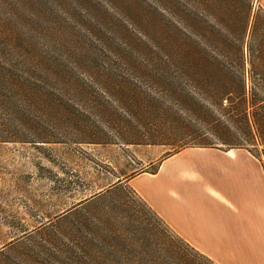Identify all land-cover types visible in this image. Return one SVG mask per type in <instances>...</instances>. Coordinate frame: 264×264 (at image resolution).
Segmentation results:
<instances>
[{
	"label": "trees",
	"instance_id": "obj_1",
	"mask_svg": "<svg viewBox=\"0 0 264 264\" xmlns=\"http://www.w3.org/2000/svg\"><path fill=\"white\" fill-rule=\"evenodd\" d=\"M11 1L15 10L26 6L27 15L41 2ZM68 1L89 28L57 57L62 50L56 41L46 46L36 40V29L27 25L30 34L22 31V11L1 17L6 6L0 0V143H110L98 138L102 128L86 108L105 118L103 124L132 116L136 131L169 115L167 125H180L178 145L126 144L243 149L264 169V11L254 8V0H192L194 12L186 0ZM141 85L167 93V105ZM56 127L67 128L69 138H60ZM147 207L156 226L165 225ZM165 227L167 232L151 224L142 229L146 239L164 240V253L142 247L140 237L105 244L100 239L82 248L88 262L75 257L71 264H216ZM131 252L135 256L128 258Z\"/></svg>",
	"mask_w": 264,
	"mask_h": 264
},
{
	"label": "rangeland",
	"instance_id": "obj_2",
	"mask_svg": "<svg viewBox=\"0 0 264 264\" xmlns=\"http://www.w3.org/2000/svg\"><path fill=\"white\" fill-rule=\"evenodd\" d=\"M186 4L189 12L195 11L192 0H186ZM5 6L1 17H11L22 11L20 26L25 34H30L28 25L36 29V40L42 44L48 46L56 41L62 50L57 51V57L66 53L65 46L83 38L89 28L86 20L77 16L78 6L68 0H41L36 9L29 7V15L26 6L21 10L18 6L15 10L17 4L11 0H5ZM253 6L257 8V0L253 1ZM164 16L167 21V12ZM41 51L56 55L51 51ZM246 69H249L248 65ZM141 87L147 93L162 96L167 105V93H157L153 88L147 89L146 85ZM86 110L91 121L102 128L98 138L110 143L72 146L0 143V264H71L70 258L74 261L75 257L88 262L82 248L86 249L85 246L90 243L97 244L100 239L105 244L106 241L122 243L140 237L142 241L139 245L142 247L165 252L164 240L155 237L146 239L142 229L151 224L159 232H167V227L156 226L158 222L147 205L123 180L133 179L142 171L136 169L135 161L132 163L130 148L134 145L126 142L165 140L178 145L182 135L175 131L180 129V125H167L170 116L165 115L159 117L158 121L162 123L149 126L150 129L139 127L136 131L131 128L137 127L132 116L109 117V122L103 124L107 121L105 118L96 116L98 113L93 109ZM152 130L157 134L153 135ZM54 132L60 138H69L65 127H56ZM165 148L167 158L179 152L195 151L205 154L204 159L210 152L233 159L212 151L217 149ZM230 150H233L232 156L242 154L246 164L251 162V173L257 176L264 191L261 163L243 149ZM208 159L213 160L212 157ZM191 162L187 166L192 167ZM193 165L197 163L193 162ZM118 180L121 182L117 183ZM261 216L264 221V206ZM259 249L254 248L252 253L255 254V250L257 253ZM69 250L71 254L67 253ZM260 252L258 258L263 264L264 248ZM131 253L128 258L135 256L134 252Z\"/></svg>",
	"mask_w": 264,
	"mask_h": 264
},
{
	"label": "crops",
	"instance_id": "obj_3",
	"mask_svg": "<svg viewBox=\"0 0 264 264\" xmlns=\"http://www.w3.org/2000/svg\"><path fill=\"white\" fill-rule=\"evenodd\" d=\"M257 1L264 11V0ZM130 149L136 169L148 172L126 184L166 226L216 264L262 263L258 256L264 248V191L242 154L212 150L233 159L210 152L206 155L211 161L195 151L167 158L163 145ZM190 161L192 167L187 166ZM254 248L260 249L253 254Z\"/></svg>",
	"mask_w": 264,
	"mask_h": 264
},
{
	"label": "bare ground",
	"instance_id": "obj_4",
	"mask_svg": "<svg viewBox=\"0 0 264 264\" xmlns=\"http://www.w3.org/2000/svg\"><path fill=\"white\" fill-rule=\"evenodd\" d=\"M229 154H231L230 156H232V153H229Z\"/></svg>",
	"mask_w": 264,
	"mask_h": 264
}]
</instances>
